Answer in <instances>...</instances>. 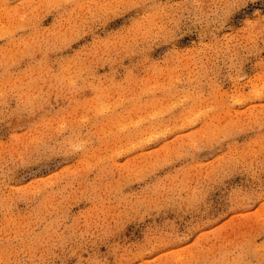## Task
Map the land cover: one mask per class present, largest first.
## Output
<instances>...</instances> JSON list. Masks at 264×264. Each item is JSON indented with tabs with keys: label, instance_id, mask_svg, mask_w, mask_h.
I'll list each match as a JSON object with an SVG mask.
<instances>
[{
	"label": "clouds",
	"instance_id": "9594fccd",
	"mask_svg": "<svg viewBox=\"0 0 264 264\" xmlns=\"http://www.w3.org/2000/svg\"><path fill=\"white\" fill-rule=\"evenodd\" d=\"M0 20V264H264V0H0ZM159 105L183 120L120 127Z\"/></svg>",
	"mask_w": 264,
	"mask_h": 264
},
{
	"label": "rangeland",
	"instance_id": "374dc122",
	"mask_svg": "<svg viewBox=\"0 0 264 264\" xmlns=\"http://www.w3.org/2000/svg\"><path fill=\"white\" fill-rule=\"evenodd\" d=\"M8 21L7 20H0V29H4L7 27ZM259 94V93H257ZM107 105H101L100 106V111H108ZM177 110L173 109L169 105H159L157 106L154 110H148L145 112H131L129 113L128 111L122 112L120 114L119 119L122 120V123L120 125L121 128H127V127H140L143 125L144 121L146 119H152L157 122L156 128L153 130L152 134H156L162 131H165L169 126V121L165 113L173 114V120H183V117L175 115ZM239 111H242V109H238L237 113H233L232 115H237ZM146 138H150L146 137ZM254 147V145H253ZM251 150V149H249ZM118 162H123L122 159L119 160ZM244 179H247V177H244ZM237 183L241 181V177H236ZM133 229L130 227L128 230L125 232V240L123 243L130 244L134 241L142 240V236L140 235V230H135V236L132 235ZM100 253H106L107 249L104 247H100L99 249ZM169 250L168 249H162L155 253L151 257H147L146 259H151V260H156L157 257L165 255ZM89 258V254L85 253L84 254V259L87 260ZM69 264H74V261H70ZM139 264V262H137Z\"/></svg>",
	"mask_w": 264,
	"mask_h": 264
}]
</instances>
